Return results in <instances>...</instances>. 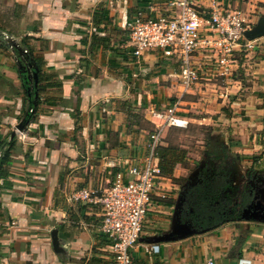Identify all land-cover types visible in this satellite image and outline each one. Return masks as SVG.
<instances>
[{
    "label": "crops",
    "instance_id": "crops-1",
    "mask_svg": "<svg viewBox=\"0 0 264 264\" xmlns=\"http://www.w3.org/2000/svg\"><path fill=\"white\" fill-rule=\"evenodd\" d=\"M170 1L0 0V157L9 151L0 177V264H108L96 194L117 171L127 179L128 168L145 164L158 123L152 114L177 99L198 109L188 120L212 128L207 151L234 165V201L248 175L264 180V35L240 51L229 77H202L182 98L174 60L160 52L136 60L128 45L127 23L168 14ZM191 1L199 12L236 10L249 28L264 15V0ZM25 49L35 68L22 67ZM182 166L157 180L132 264H264V223L255 221L148 242L171 227ZM81 191L96 194L82 200Z\"/></svg>",
    "mask_w": 264,
    "mask_h": 264
},
{
    "label": "built area",
    "instance_id": "built-area-1",
    "mask_svg": "<svg viewBox=\"0 0 264 264\" xmlns=\"http://www.w3.org/2000/svg\"><path fill=\"white\" fill-rule=\"evenodd\" d=\"M169 5L168 14L155 19L137 16L128 22V45L136 60L148 52H160L174 60L182 93L206 75L229 77V67L238 53L254 46L253 40L245 39L248 23L236 10L222 6L199 12L191 0H171ZM178 106L179 99L167 110L153 112L160 123L155 124L151 153L143 166L128 168L127 179L122 171H117L112 182L97 194L78 193L77 198L82 200H91V195L96 194L95 201L101 209L97 228L109 240L108 264H132L131 249L139 241L161 176L152 163L153 151L166 127L186 128L189 124V120L177 114Z\"/></svg>",
    "mask_w": 264,
    "mask_h": 264
},
{
    "label": "trees",
    "instance_id": "trees-1",
    "mask_svg": "<svg viewBox=\"0 0 264 264\" xmlns=\"http://www.w3.org/2000/svg\"><path fill=\"white\" fill-rule=\"evenodd\" d=\"M25 50L27 51L26 54L32 61L33 59L29 50ZM38 67L40 69V64ZM35 90L40 93L42 89L39 86H36ZM38 103L39 96L36 99V104L38 105ZM8 158L9 151L6 150L0 157V177L6 174V164L9 161ZM186 161V151L183 148L172 144H168L167 146L157 145L152 154L153 165L160 170L161 175L167 177H172V171L176 164H184ZM218 170L221 175L214 178L212 183H209L207 187H200L196 190H192L187 196L186 203L191 206V209L197 215L198 220L205 221L207 222L205 224H209L201 227L200 230L209 229L229 221L238 220L241 208L244 207L249 200V196L245 192H243L236 201H234L228 194L223 193V190L229 186L226 176L227 171L222 168ZM228 210L230 211L227 212ZM191 223L193 224V222Z\"/></svg>",
    "mask_w": 264,
    "mask_h": 264
},
{
    "label": "water",
    "instance_id": "water-1",
    "mask_svg": "<svg viewBox=\"0 0 264 264\" xmlns=\"http://www.w3.org/2000/svg\"><path fill=\"white\" fill-rule=\"evenodd\" d=\"M262 35H264V15L259 17L256 24H254L244 32L245 39L250 41ZM10 45L13 46L14 44L11 43ZM22 56L24 60V63H22L23 64L22 67H24L26 63L28 68H32V67L35 68V64L30 60L29 56L26 53H24V51H22ZM35 79L37 80L36 74H35ZM30 112H32V109L30 110ZM25 125H26V121L20 123L17 126V130L22 131ZM202 166L203 165L200 164L198 168L195 171H193L192 174L188 177L187 182L183 185L175 205L172 224L169 230L167 232L153 236L148 240V242L159 243V242L174 241V240L184 239L193 234H197L199 232H205L208 230V229H204L199 231L194 229L193 224L189 221H182L180 215L182 204L185 200V193L188 188L194 185V178L198 174V169H200ZM230 171H231L230 181H232V175L234 174V165L231 166ZM261 185H262L261 187L257 188L254 191L252 199L244 207L241 208L238 220L264 223V180H261ZM51 240L54 251L59 252L60 249H59V244L55 230L51 232Z\"/></svg>",
    "mask_w": 264,
    "mask_h": 264
},
{
    "label": "rangeland",
    "instance_id": "rangeland-1",
    "mask_svg": "<svg viewBox=\"0 0 264 264\" xmlns=\"http://www.w3.org/2000/svg\"><path fill=\"white\" fill-rule=\"evenodd\" d=\"M256 22L257 19H255L250 24V27L256 24ZM241 54L242 53L239 52L236 58H238V56L240 57ZM204 77H207V75ZM200 80L201 79H199L198 81L201 82ZM212 82L216 83V85H221L220 83H222L218 79L213 80ZM223 85L225 84L223 83L221 87H223ZM182 94H184L182 95V98L185 95H187V93H182ZM190 96H195V95H190ZM196 99H200V97L196 95ZM194 108H196L194 105H187V106L179 105L178 106L179 110L177 111V113L180 115L182 114V117L188 120L189 117H193L195 115L200 114V113H196L195 111H197L198 109H194ZM211 129H212L211 127L194 122L193 120H189V124L186 128L166 127L164 129V136L163 139L161 140V143L166 142L175 146H179V147L181 146L187 152V156H186L187 161L177 171L179 172L177 174L179 175L183 174L182 176H185V177H180L181 179H179V181H175L178 192L179 190L182 189L183 185L186 183L188 177L192 174V172L195 171L200 164H204L207 158L218 159V157L212 156L211 153L207 151V144L209 141ZM246 181L247 180L245 179L244 182Z\"/></svg>",
    "mask_w": 264,
    "mask_h": 264
},
{
    "label": "flooded vegetation",
    "instance_id": "flooded-vegetation-1",
    "mask_svg": "<svg viewBox=\"0 0 264 264\" xmlns=\"http://www.w3.org/2000/svg\"><path fill=\"white\" fill-rule=\"evenodd\" d=\"M27 68H28V66H27ZM211 155L218 157V159H208L207 158L205 163L202 164L203 166L200 169H198V174L194 178V185L187 189V191L185 193V200H184V202L182 204V208H181L180 215H181L182 221L193 222L194 229H196V230H200L201 227H203L205 225H209V224H205V223H207L205 221L198 220L197 215L193 212V210L191 209V206L186 203L188 194L190 192H192V190H196L200 187H207V185L209 183H212L214 178H217L221 175L219 173V170H218L220 168L227 171L226 176H227V181L229 184V186L225 190H223V193L228 194L230 196V194H231L230 190H232V187H231L232 182L230 181V179H231L230 168L232 166V163H229V164L225 163L214 152L211 153ZM258 179H259L258 177H253L252 175H248L246 177L247 181L244 182L242 188L244 189L246 194H248V196H249L248 202L252 199L254 191L257 188L262 186ZM229 211L230 210H228L227 212H229Z\"/></svg>",
    "mask_w": 264,
    "mask_h": 264
}]
</instances>
